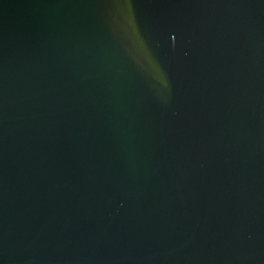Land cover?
<instances>
[{
  "label": "water",
  "instance_id": "obj_1",
  "mask_svg": "<svg viewBox=\"0 0 264 264\" xmlns=\"http://www.w3.org/2000/svg\"><path fill=\"white\" fill-rule=\"evenodd\" d=\"M0 264H264V0H0Z\"/></svg>",
  "mask_w": 264,
  "mask_h": 264
}]
</instances>
